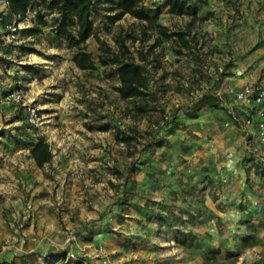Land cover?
<instances>
[{
    "label": "rangeland",
    "instance_id": "1",
    "mask_svg": "<svg viewBox=\"0 0 264 264\" xmlns=\"http://www.w3.org/2000/svg\"><path fill=\"white\" fill-rule=\"evenodd\" d=\"M33 1L26 18L13 19L20 30L12 52L0 54V224L12 222L22 231L32 218L33 189L41 181L27 149L43 138L81 157L43 170L53 179L57 166L66 165V184L79 188L73 197L79 206L58 211L64 224L81 222L76 237H130L126 256L153 255V264H264V248L253 238L264 237V148L241 139L218 96L217 106L188 113L204 94L228 100L231 86L264 82V0H180L183 12L169 0H142L152 11L161 9L160 25L195 35L201 62L178 55L174 39L151 48L159 34L149 30L142 37L147 24L129 14L112 21L96 13L98 38L87 41L95 70L76 66L77 50L53 30L57 15L47 13L43 0ZM7 6L0 0L2 24L9 23ZM191 7L198 9L196 18ZM38 25L40 34L24 35ZM132 37L139 40L133 44ZM123 38L135 58L138 50L149 56V91L157 90L159 100L146 114L134 108L143 101L120 98L118 63L101 49L108 45L117 53ZM15 90L40 106L39 127L30 125L23 104L4 99ZM132 128L138 130L132 144L116 141L118 132L129 135ZM46 191L39 194L51 195ZM53 198L59 199L56 190ZM126 220L130 227L122 226ZM103 260L113 264L107 255Z\"/></svg>",
    "mask_w": 264,
    "mask_h": 264
},
{
    "label": "trees",
    "instance_id": "2",
    "mask_svg": "<svg viewBox=\"0 0 264 264\" xmlns=\"http://www.w3.org/2000/svg\"><path fill=\"white\" fill-rule=\"evenodd\" d=\"M8 15L4 17L5 21H12L18 19L21 21L26 18L29 10L33 7V0H7ZM169 4L176 8L179 12H183L186 8V3L180 0H169ZM48 14H56L54 32L57 36L64 37L69 41L77 53L73 57L76 66L81 70H95L98 64L95 58L87 51V41L95 36L94 31V14H100L104 18H109L112 21H118L125 15L129 14L147 25L143 27L142 37L148 36L149 30H155L159 36L151 48L156 47L160 39L170 40L174 39L178 47L175 49L178 55L191 54L195 61L202 60L199 42L195 35H192L189 29H180L177 31H170L158 22L161 14V9L155 11L146 7L142 0H43ZM107 5L108 7H103ZM194 18L197 17V7H191ZM104 11L108 12V16L104 15ZM42 26L48 23L42 17L40 20ZM25 36H36L42 32V28L38 26L28 27L23 30ZM139 38L132 37V43L135 44ZM120 48L117 53L108 45H101L102 51L113 58L118 63L117 74L120 82L118 87L119 95L122 100H141L143 103L136 104L134 107L139 112L146 114L150 110H155L151 105V101H158L157 90L149 91V72L148 53L143 50H138V58H135L130 47L126 45V39L119 41ZM99 62L102 65H107L108 61L104 55H100ZM205 105L217 106L218 97L213 94L202 95L192 107L188 109L190 115L200 111ZM172 122H169L170 124ZM172 125V124H170ZM105 130L108 127L104 128ZM129 135L121 136L118 132L116 135L117 142H123L128 145L132 144L137 139L138 130L132 128ZM163 146V141L157 143ZM31 157L40 168L53 160V152L50 144L43 138L34 143L31 148ZM53 261V258L50 259Z\"/></svg>",
    "mask_w": 264,
    "mask_h": 264
},
{
    "label": "crops",
    "instance_id": "3",
    "mask_svg": "<svg viewBox=\"0 0 264 264\" xmlns=\"http://www.w3.org/2000/svg\"><path fill=\"white\" fill-rule=\"evenodd\" d=\"M6 4L8 2L6 0ZM4 16L8 15V6L3 13ZM13 22L9 21V23ZM9 23L2 24L0 22V54H8L12 52V45L14 41L8 38L7 25ZM6 84H9V80L5 79ZM256 84H264V82H258ZM244 84L239 83L236 86H231L226 89V96L229 98H222L217 93L219 98L222 99L223 105L227 110L235 112L244 118L247 115L244 107L233 102L232 91H237L243 87ZM214 94V93H213ZM252 116L256 119L255 114L252 112ZM239 134L242 140H244V134L237 128L233 127ZM254 146L263 147L264 143L260 141L256 133V126L251 129V134L248 137ZM46 141L50 144L53 152V160L50 163L45 164L40 168L36 165L34 159L30 157L34 163L35 176L41 183L38 187L33 189V194H37L34 198L32 218L30 217L25 221V226L20 231L19 226H14L12 222L8 225L6 221L0 224V264H104V258L107 255L110 262L113 264H119L129 260L130 264H153L156 256L151 255L143 256L139 255L126 256L124 251V242L126 238L130 237H109L108 234H103L99 237L97 235L94 238L89 237H76L74 235L77 227L81 225V222L77 219L74 221L68 220L67 223H62L59 218V209L73 208L76 209L78 202L73 197L80 194L78 186H70L66 184L68 175L70 174L67 166H57L55 178H48L44 175L43 170H47L48 167H56L58 163H64L67 161L73 162L81 159L80 155L66 154L64 153V147L61 142L52 143V141ZM38 142V141H37ZM36 143V142H35ZM32 148V146H31ZM27 149V151H31ZM55 148V149H54ZM58 148V149H57ZM57 150H59L57 152ZM71 167V166H70ZM72 169V172L75 170ZM73 174V173H72ZM70 178L73 176H69ZM56 180V181H55ZM46 189V192L51 195L39 194V191ZM57 191L58 198H53V192ZM69 191V194L67 192ZM66 192V194H65ZM64 198H60L63 195ZM69 195V196H68ZM72 195V196H71ZM71 196V197H70ZM31 204V203H30ZM30 206V205H29ZM62 206V207H61ZM72 213V212H71ZM75 213V212H74ZM67 216V215H66ZM81 220V219H80ZM120 222H117L118 225ZM122 226L130 227V220L122 222ZM70 230V232H68ZM86 234L87 232H83ZM256 242L255 245L258 248H264V237H253ZM88 239V241H85ZM238 240H242V237H237ZM86 248L81 250L82 247ZM104 247L103 253L98 251V247ZM71 254L76 255L74 258ZM138 254V253H137ZM53 258V261L50 259ZM145 258V261L143 260ZM122 260V261H121ZM104 261V262H103ZM144 261V263H143Z\"/></svg>",
    "mask_w": 264,
    "mask_h": 264
},
{
    "label": "built area",
    "instance_id": "4",
    "mask_svg": "<svg viewBox=\"0 0 264 264\" xmlns=\"http://www.w3.org/2000/svg\"><path fill=\"white\" fill-rule=\"evenodd\" d=\"M8 38L13 41L16 39L20 24L12 22L7 25ZM233 101L244 107L247 115L241 118L235 110L230 112L232 123L237 127L245 137H249L251 129L255 125L256 133L262 143H264V84L245 83L243 87L237 91L231 92ZM6 101L23 104L28 114V121L31 126L39 127L41 123V108L35 103L24 101V95L21 90L10 91L5 95ZM255 114L256 119L251 113ZM74 258V254H71Z\"/></svg>",
    "mask_w": 264,
    "mask_h": 264
}]
</instances>
